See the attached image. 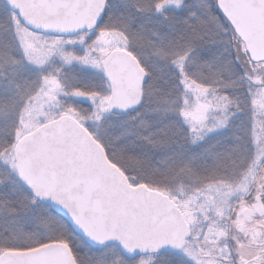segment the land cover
Here are the masks:
<instances>
[{"label":"trees","instance_id":"16d2710c","mask_svg":"<svg viewBox=\"0 0 264 264\" xmlns=\"http://www.w3.org/2000/svg\"><path fill=\"white\" fill-rule=\"evenodd\" d=\"M162 1L108 0L97 27L123 33L127 48L146 69L141 106L91 120L88 102L77 98L66 102L82 114L75 115L132 183H146L173 195L182 187L235 182L250 155L248 129L234 124L224 137L193 145L179 106L184 79L215 88L223 97L241 100L235 104L247 106L252 86L234 54L238 37L216 0H183L180 8H159ZM14 15L0 0V252L62 240L71 246L78 264H136L142 256L129 258L115 245L87 243L1 159L14 146L21 111L52 70L60 73L67 93H109L102 72L59 62L39 68L26 61L15 35ZM181 58H185L183 73L176 67ZM237 120L246 124L248 118L243 115ZM147 256L149 264H194L174 250Z\"/></svg>","mask_w":264,"mask_h":264},{"label":"water","instance_id":"95a60500","mask_svg":"<svg viewBox=\"0 0 264 264\" xmlns=\"http://www.w3.org/2000/svg\"><path fill=\"white\" fill-rule=\"evenodd\" d=\"M29 29L74 36L101 22L108 0H3ZM253 61H264V0H216ZM109 84L108 110L141 106L148 73L127 48L101 59ZM15 172L22 184L96 247L117 246L129 258L180 250L190 225L178 203L146 183H132L103 144L74 115L63 113L20 136ZM0 264H78L70 245L52 240L0 252Z\"/></svg>","mask_w":264,"mask_h":264},{"label":"rangeland","instance_id":"374dc122","mask_svg":"<svg viewBox=\"0 0 264 264\" xmlns=\"http://www.w3.org/2000/svg\"><path fill=\"white\" fill-rule=\"evenodd\" d=\"M182 4L183 0H164L158 7L180 8ZM13 21L15 35L26 61L39 68L59 62L61 65L77 64L103 73L101 59L104 55L114 48H127L126 36L113 29L95 28L77 36L59 37L30 30L19 21L16 14ZM234 54L252 86L251 98L246 107L242 106L245 109L238 113L232 109H236L232 99L223 97L219 90L184 79L180 115L193 145L207 144L213 137L215 140L224 137L234 124L243 125L246 131L248 129L250 139L246 143L250 155L246 158L247 164L241 175H245L249 164L250 167L244 178L240 177L239 180L252 174L253 178L259 179L264 160V61H252L245 43L239 37L235 41ZM184 62L185 58H181L176 63L182 73ZM51 72L53 74L44 76L39 88L21 111L16 139L59 114H78L79 111L66 102L70 99L77 98L91 105L88 119H101L108 115L110 91L106 95L80 91L67 93L60 73L55 70ZM236 113L238 117L245 115L248 118L246 124L240 123V120L238 122V117L234 118ZM13 148L3 152L1 159L14 170ZM249 187L245 180L237 185L228 181L195 189H177L171 196L183 210L192 232L180 253L194 264H264V248L252 244L246 226L236 228L232 218V214L241 206L236 204L235 207V203L248 194ZM256 254L261 256L255 262ZM147 255L139 256L136 264H149Z\"/></svg>","mask_w":264,"mask_h":264},{"label":"flooded vegetation","instance_id":"af4514ba","mask_svg":"<svg viewBox=\"0 0 264 264\" xmlns=\"http://www.w3.org/2000/svg\"><path fill=\"white\" fill-rule=\"evenodd\" d=\"M232 101H234V103L235 102L241 103V100H232ZM235 106L236 109L235 108L232 109H234L238 113H240L241 110L245 109L242 108V104L241 105L236 104ZM238 116L239 115H237L236 113L234 118ZM261 165H262V169H261V176L259 177V179L253 178L254 174H252L251 177H246L245 179L240 181L242 177L247 174V171L249 170L250 167L249 164L248 167L246 168L245 175L244 174L240 175L239 178L235 182H233V184L236 183L237 185L238 183L247 180L250 187L248 190V194L244 195L241 199H238L237 202L235 203V207L236 204H241V206L239 205V209L235 210L234 215L232 214V218L235 220L236 228L239 229L246 226V232L248 233V236L252 241V244L264 248V160L262 161ZM191 236H192V232L187 238V241ZM259 256L261 255L260 254L255 255L254 257L255 262L257 261Z\"/></svg>","mask_w":264,"mask_h":264}]
</instances>
